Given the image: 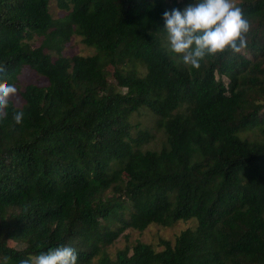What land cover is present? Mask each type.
I'll return each instance as SVG.
<instances>
[{
	"label": "trees",
	"instance_id": "16d2710c",
	"mask_svg": "<svg viewBox=\"0 0 264 264\" xmlns=\"http://www.w3.org/2000/svg\"><path fill=\"white\" fill-rule=\"evenodd\" d=\"M56 3L59 18L49 0H0V83L26 65L46 79L0 109V264L57 245L77 264H264V0H235L247 46L198 69L168 50L162 27L187 0ZM73 34L100 53L53 56ZM143 105L165 134L159 149L132 133ZM189 218L158 250H107L128 228Z\"/></svg>",
	"mask_w": 264,
	"mask_h": 264
},
{
	"label": "clouds",
	"instance_id": "9594fccd",
	"mask_svg": "<svg viewBox=\"0 0 264 264\" xmlns=\"http://www.w3.org/2000/svg\"><path fill=\"white\" fill-rule=\"evenodd\" d=\"M161 16L168 50L192 69H198L206 57L225 50L239 53L247 46L249 23L234 0H187L184 7L165 10ZM4 79L7 72L0 68V81ZM16 92L13 84L0 83V109H7ZM23 116L16 111L12 119L19 124ZM77 259L73 247L57 245L35 255L29 253L19 264H77Z\"/></svg>",
	"mask_w": 264,
	"mask_h": 264
},
{
	"label": "rangeland",
	"instance_id": "374dc122",
	"mask_svg": "<svg viewBox=\"0 0 264 264\" xmlns=\"http://www.w3.org/2000/svg\"><path fill=\"white\" fill-rule=\"evenodd\" d=\"M49 11L54 18H59L65 14V10L58 7L56 0H49ZM40 41L41 37H37L32 41V43L37 45ZM50 52L53 56H56L57 54L70 56L72 54L90 55L93 53H100L99 49L96 47L83 44L80 40V36L75 34H73L69 40L62 45L60 53L55 50ZM174 56L176 57L175 54ZM109 69L112 70L111 67H109ZM137 69L139 74H143L144 70L142 67L137 66ZM111 80L115 83L113 79ZM29 83L43 85L46 83V79L30 66L26 65L17 73L16 81L13 84L16 87L17 92L10 99L13 100L15 105L19 106L22 103L19 91L24 85ZM124 90L125 88H122V91ZM157 118L158 116L145 105L141 106L137 111L131 113L129 116V121L134 125L132 128L133 135L138 129L145 130L149 134L147 140L141 145L142 149H159L165 141V134L163 130L158 129L156 125ZM244 134H246L249 138H257L260 133L257 129H248ZM194 224L195 219L189 218L187 220L180 219L173 222L170 226H161L151 223L141 231L138 228H128L124 232L125 234H122L117 240L107 247V250L110 254H114L118 248H121L126 244L132 245L136 240L151 243L153 248L158 250L162 248V246L159 245V238H165L173 241V238L180 232L181 229L185 227H192ZM9 244L13 243L9 242Z\"/></svg>",
	"mask_w": 264,
	"mask_h": 264
}]
</instances>
